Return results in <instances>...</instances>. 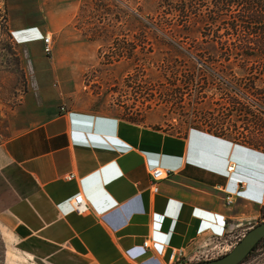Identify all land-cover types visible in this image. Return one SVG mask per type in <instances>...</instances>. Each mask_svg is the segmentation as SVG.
Here are the masks:
<instances>
[{
  "label": "crops",
  "instance_id": "1",
  "mask_svg": "<svg viewBox=\"0 0 264 264\" xmlns=\"http://www.w3.org/2000/svg\"><path fill=\"white\" fill-rule=\"evenodd\" d=\"M62 1L50 11L53 1L7 0L11 32L35 45L42 42L32 33L72 27L76 13L59 9ZM66 64L28 90L17 132L0 142V219L13 250L35 264H168L172 249L185 256L264 219L263 149L200 128L172 133L117 114L61 110L75 92ZM64 73L72 87H53ZM156 167L170 172L154 191ZM79 193L93 211L72 209Z\"/></svg>",
  "mask_w": 264,
  "mask_h": 264
},
{
  "label": "rangeland",
  "instance_id": "2",
  "mask_svg": "<svg viewBox=\"0 0 264 264\" xmlns=\"http://www.w3.org/2000/svg\"><path fill=\"white\" fill-rule=\"evenodd\" d=\"M49 1H53L52 7L49 6L52 11L56 0ZM135 1L63 0L59 9L65 7L68 9L66 11L76 13L74 17L69 14L66 17L69 20L72 17L70 23L73 29L67 27L64 31L50 33L51 50L45 53L42 41V44L39 42L35 45L16 42L14 36L17 37V34L11 32L7 0H0V142L17 132L20 117L18 118L16 110L28 90L37 86L39 80L47 78V71L66 63L74 71L75 92L64 97L66 100L60 104L61 109L77 106L117 114L150 126L163 127L172 133H182L193 127L212 132L232 124L233 132H242L243 137L247 136L254 142H264V131H258L254 125L258 123L261 128L264 120L244 116L246 120L241 122L239 120L243 117L234 115L233 118H228L222 115L220 109L215 112L217 117L219 115L216 121L207 112L212 109L211 102L208 103L210 92L192 95V85L184 80L186 64L182 56H178L182 62L177 61L176 65H169L168 62L165 65L169 70L168 75L179 74L175 76L178 79L175 82L177 85L181 84V100L178 93H175L178 86L162 84L166 83L162 76L165 67L162 62L152 64L158 57L153 59L150 51L158 45L155 37L159 39L169 31L163 28L156 31L138 25L135 21L138 10ZM149 12L146 6L140 11L143 16ZM54 18L49 17L51 20ZM182 45L183 48L194 51L193 45V48H189L188 44ZM177 71L180 72L176 73ZM67 77L65 73L63 81L59 79L60 74L56 78L52 77L53 87L61 85L64 90L68 86L72 87L65 84ZM189 100L192 101L185 104ZM235 123L238 124L237 128L233 126ZM261 221L234 227L232 232L214 240H202L197 249L185 255L177 264L215 258L228 252L251 227ZM10 244L0 219V264H35L13 250ZM240 264H264V240Z\"/></svg>",
  "mask_w": 264,
  "mask_h": 264
},
{
  "label": "trees",
  "instance_id": "3",
  "mask_svg": "<svg viewBox=\"0 0 264 264\" xmlns=\"http://www.w3.org/2000/svg\"><path fill=\"white\" fill-rule=\"evenodd\" d=\"M135 3L138 6L135 14L138 25L169 31L159 39L155 37L158 45L150 51L153 59L158 57L152 64L162 62L165 67L162 76L166 83L162 84L178 86L175 93L181 100V84L175 82L178 81L175 76L179 74L168 75L165 65L182 62L178 58L182 56L186 64L184 80L192 85V95L210 92L211 101L208 103L211 102L212 109L207 112L216 121L219 115L217 117L215 112L220 109L228 118L234 115L243 117L239 120L241 122L246 120L244 116L264 120V0H146L145 3L136 0ZM145 6L150 12L143 16L140 11ZM183 43L189 48L193 45L194 51L183 48ZM254 125L258 131H264V126ZM233 126L237 128L238 124ZM220 128L209 133L264 148L263 141L254 142L247 136L243 137L242 132H233L232 124ZM263 240L264 237L254 249Z\"/></svg>",
  "mask_w": 264,
  "mask_h": 264
},
{
  "label": "built area",
  "instance_id": "4",
  "mask_svg": "<svg viewBox=\"0 0 264 264\" xmlns=\"http://www.w3.org/2000/svg\"><path fill=\"white\" fill-rule=\"evenodd\" d=\"M29 31V30H28ZM31 32V31H30ZM13 35V33H12ZM22 35L21 33H19V36ZM14 36V35H13ZM32 37V38H31ZM16 42L20 43V39H18V37H15ZM31 40H40L43 42V50L45 53H49L51 50V34L50 32H35L32 33L30 36ZM64 110V109H61ZM235 167V163H230L227 166V170L228 171H232ZM170 170L169 169H165V168H160V167H156L151 169L150 171V175L152 177V189L154 191L157 190L156 187V182L159 181L160 179L165 178L168 174H169ZM73 177L72 173H69L66 175L67 179H71ZM233 194H229L228 196L225 197V203L227 205L231 204L233 202ZM71 206L72 209L79 214H83L89 211H93V209L91 207H89V205L86 203L85 199L83 198L82 194L79 193L77 195H75L73 197V199L71 200ZM242 235V234H240ZM143 246L144 247H148V240L143 241ZM180 259H184V254L182 251L180 250H176V249H172L168 258V264H177Z\"/></svg>",
  "mask_w": 264,
  "mask_h": 264
},
{
  "label": "water",
  "instance_id": "5",
  "mask_svg": "<svg viewBox=\"0 0 264 264\" xmlns=\"http://www.w3.org/2000/svg\"><path fill=\"white\" fill-rule=\"evenodd\" d=\"M264 237V220L251 227L243 237L226 253L210 259L188 264H238L243 261Z\"/></svg>",
  "mask_w": 264,
  "mask_h": 264
},
{
  "label": "bare ground",
  "instance_id": "6",
  "mask_svg": "<svg viewBox=\"0 0 264 264\" xmlns=\"http://www.w3.org/2000/svg\"><path fill=\"white\" fill-rule=\"evenodd\" d=\"M30 37V36H29ZM25 38H27V37H25ZM19 39V38H18Z\"/></svg>",
  "mask_w": 264,
  "mask_h": 264
},
{
  "label": "flooded vegetation",
  "instance_id": "7",
  "mask_svg": "<svg viewBox=\"0 0 264 264\" xmlns=\"http://www.w3.org/2000/svg\"><path fill=\"white\" fill-rule=\"evenodd\" d=\"M184 263V262H183Z\"/></svg>",
  "mask_w": 264,
  "mask_h": 264
}]
</instances>
